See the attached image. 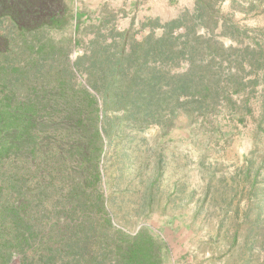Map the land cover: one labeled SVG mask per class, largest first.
I'll list each match as a JSON object with an SVG mask.
<instances>
[{"label": "rangeland", "instance_id": "374dc122", "mask_svg": "<svg viewBox=\"0 0 264 264\" xmlns=\"http://www.w3.org/2000/svg\"><path fill=\"white\" fill-rule=\"evenodd\" d=\"M64 1L60 29L22 39L9 20L1 22L11 48L0 56V108L35 93L87 91L102 127L109 121L114 132L103 135L99 167L118 228L147 230L163 264H264V0H206L204 26L196 29L224 48L222 79L233 84L232 102L223 100L215 115L173 120L167 99L159 118L141 126L121 124L119 104L106 97L127 88L136 71L117 67L119 56L150 34L161 36L171 20L142 22L127 0ZM183 14L197 24L196 5ZM153 72L160 70L151 63L144 73ZM163 72L167 92L174 71Z\"/></svg>", "mask_w": 264, "mask_h": 264}, {"label": "trees", "instance_id": "16d2710c", "mask_svg": "<svg viewBox=\"0 0 264 264\" xmlns=\"http://www.w3.org/2000/svg\"><path fill=\"white\" fill-rule=\"evenodd\" d=\"M207 4L196 0L193 27L183 14L165 23L161 36L150 34L119 56L117 67L136 68L127 88L106 97L119 104L121 124L156 120L167 99L165 112L173 120L180 113L215 115L223 100L232 102L233 84L222 79L224 48L197 34ZM67 19L64 0H0V24L9 20L22 39L60 29ZM10 48L0 34V56ZM151 63L160 72L147 76ZM168 67L174 73L163 92ZM74 95L35 93L0 108V264L15 258L19 264H163L162 247L147 230L131 234L115 225L99 167L103 135L111 139L114 132L109 121L102 127L103 115L87 91Z\"/></svg>", "mask_w": 264, "mask_h": 264}, {"label": "crops", "instance_id": "0c3cea01", "mask_svg": "<svg viewBox=\"0 0 264 264\" xmlns=\"http://www.w3.org/2000/svg\"><path fill=\"white\" fill-rule=\"evenodd\" d=\"M127 3L132 8L131 15L136 14L138 20L165 22L177 19L188 11L192 12L196 0H127Z\"/></svg>", "mask_w": 264, "mask_h": 264}]
</instances>
